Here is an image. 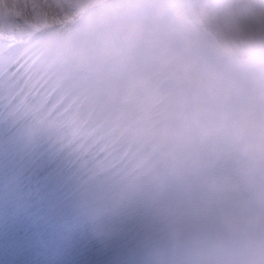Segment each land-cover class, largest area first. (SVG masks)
I'll use <instances>...</instances> for the list:
<instances>
[{
    "label": "bare ground",
    "instance_id": "obj_1",
    "mask_svg": "<svg viewBox=\"0 0 264 264\" xmlns=\"http://www.w3.org/2000/svg\"><path fill=\"white\" fill-rule=\"evenodd\" d=\"M47 0H41L42 5L47 6L48 20L43 22L39 19L28 18L20 20L19 18H8L0 20V38L1 37H25L26 29L22 26H31L35 30H43L47 27H54L67 24L77 19L91 9L99 8L106 2L116 0H63L59 3H49ZM199 1L202 5H199ZM49 2V1H48ZM173 15L184 24H187L207 37L214 40L216 30L230 25L235 20L248 21L250 13H264V2L261 0H191L189 2H179L178 0H163ZM12 2L9 0H0V9H9ZM254 10H252V8ZM201 13H207V21L205 25H193L190 21ZM264 60V56H259Z\"/></svg>",
    "mask_w": 264,
    "mask_h": 264
},
{
    "label": "clouds",
    "instance_id": "obj_2",
    "mask_svg": "<svg viewBox=\"0 0 264 264\" xmlns=\"http://www.w3.org/2000/svg\"><path fill=\"white\" fill-rule=\"evenodd\" d=\"M207 13L196 15L193 25H205ZM214 43L217 54L223 59L251 60L264 56V13L252 12L248 21L235 20L216 30ZM236 139L242 156H264V123L253 124L241 119Z\"/></svg>",
    "mask_w": 264,
    "mask_h": 264
},
{
    "label": "snow or ice",
    "instance_id": "obj_3",
    "mask_svg": "<svg viewBox=\"0 0 264 264\" xmlns=\"http://www.w3.org/2000/svg\"><path fill=\"white\" fill-rule=\"evenodd\" d=\"M5 17L19 18L20 20L35 18L45 23L49 18L47 6L42 5L39 0H12L11 8L0 9V20ZM3 147L4 144L0 143V148Z\"/></svg>",
    "mask_w": 264,
    "mask_h": 264
},
{
    "label": "rangeland",
    "instance_id": "obj_4",
    "mask_svg": "<svg viewBox=\"0 0 264 264\" xmlns=\"http://www.w3.org/2000/svg\"><path fill=\"white\" fill-rule=\"evenodd\" d=\"M9 1L12 2V0H9ZM40 1L41 0H39V2ZM59 2H63V0H47L45 3H46V5H48L49 3H59Z\"/></svg>",
    "mask_w": 264,
    "mask_h": 264
}]
</instances>
